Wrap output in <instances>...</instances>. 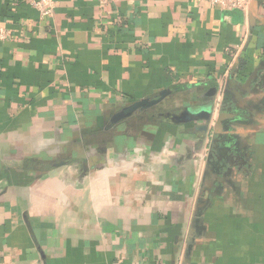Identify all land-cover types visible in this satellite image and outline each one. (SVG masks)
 I'll list each match as a JSON object with an SVG mask.
<instances>
[{
	"label": "crops",
	"instance_id": "1",
	"mask_svg": "<svg viewBox=\"0 0 264 264\" xmlns=\"http://www.w3.org/2000/svg\"><path fill=\"white\" fill-rule=\"evenodd\" d=\"M54 2L0 0V264H264V0ZM234 67L241 114L211 149L154 115L208 101Z\"/></svg>",
	"mask_w": 264,
	"mask_h": 264
},
{
	"label": "water",
	"instance_id": "2",
	"mask_svg": "<svg viewBox=\"0 0 264 264\" xmlns=\"http://www.w3.org/2000/svg\"><path fill=\"white\" fill-rule=\"evenodd\" d=\"M258 71L259 68L255 69L252 74H250L246 81L238 84L236 83L237 89L241 92V94H245L246 92L250 91L253 87V85L256 83V80L258 78ZM238 70L236 67H234L233 71L228 76L225 86L223 87L221 94V101L220 105L221 108L219 110V113L217 114L215 125H213V131L216 135H218L220 138L224 137V132L229 131L230 127L233 126L232 124L236 121V119L240 116V110L236 108V106H233L232 103H235V100L229 101L226 93V89L228 86V83L235 84L234 80V74H236ZM259 85V84H258ZM257 85V86H258ZM261 86V85H259ZM218 93L217 87H212L208 92L207 95L210 96V99L205 102H200L195 105H190L184 107L182 111H180L178 114H171V113H159L154 114L156 117H164L166 121H175L177 123L182 124H193L188 129V132L190 133H196L199 137H204L207 134V131L209 130V124L212 120V115L214 112V101L212 98ZM171 94L170 90H163L158 93V95H155L153 98H146L139 101H135L131 103L128 106L123 107L114 117L115 120L124 119L126 117L131 116L136 111H144L149 110L159 103H161L168 95ZM219 141L218 139H213V142L216 143ZM222 142V141H221ZM235 149V150H234ZM231 154L230 158L236 157L235 151L236 148L233 144H231ZM218 161V166L221 168H228L229 164H232L229 160H223L217 155H214L210 153L209 155V162L212 160ZM209 200L207 202H201V207H198V210L196 212V219L195 222H200L203 220V212L209 205Z\"/></svg>",
	"mask_w": 264,
	"mask_h": 264
},
{
	"label": "built area",
	"instance_id": "3",
	"mask_svg": "<svg viewBox=\"0 0 264 264\" xmlns=\"http://www.w3.org/2000/svg\"><path fill=\"white\" fill-rule=\"evenodd\" d=\"M23 1L25 3H27L28 5L37 9L38 12L40 13V15L43 17H50V16H52V14L54 12V8H55L54 7V5H55L54 0H23ZM97 1L100 4H107V3L116 2L118 0H97ZM205 1L211 5L218 6L221 9H228V10L239 9L242 11H247L251 1H253V0H205ZM5 37H6L5 30L2 27H0V41L4 40ZM218 95L221 98L220 91H218V93L215 97L214 110H215L216 105L220 106L221 99L217 98ZM216 98L218 99V101H216ZM212 127H213V122L211 120V122L209 124V130L207 131V134H206L208 144L210 143V140L212 137Z\"/></svg>",
	"mask_w": 264,
	"mask_h": 264
},
{
	"label": "flooded vegetation",
	"instance_id": "4",
	"mask_svg": "<svg viewBox=\"0 0 264 264\" xmlns=\"http://www.w3.org/2000/svg\"><path fill=\"white\" fill-rule=\"evenodd\" d=\"M213 139H214V131H213V128H212V137H211V140H210V149H211V147H212V145H213ZM209 149V152H211V150Z\"/></svg>",
	"mask_w": 264,
	"mask_h": 264
}]
</instances>
